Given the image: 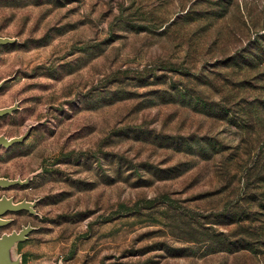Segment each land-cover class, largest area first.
Segmentation results:
<instances>
[{"label": "rangeland", "instance_id": "obj_1", "mask_svg": "<svg viewBox=\"0 0 264 264\" xmlns=\"http://www.w3.org/2000/svg\"><path fill=\"white\" fill-rule=\"evenodd\" d=\"M0 264H264V0H0Z\"/></svg>", "mask_w": 264, "mask_h": 264}, {"label": "water", "instance_id": "obj_2", "mask_svg": "<svg viewBox=\"0 0 264 264\" xmlns=\"http://www.w3.org/2000/svg\"><path fill=\"white\" fill-rule=\"evenodd\" d=\"M12 243H13V241L11 239L1 243L0 244V251L5 249V248H7V247H9Z\"/></svg>", "mask_w": 264, "mask_h": 264}]
</instances>
